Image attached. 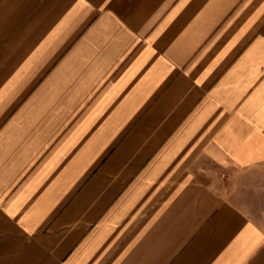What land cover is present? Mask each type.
<instances>
[{
	"label": "crops",
	"instance_id": "crops-1",
	"mask_svg": "<svg viewBox=\"0 0 264 264\" xmlns=\"http://www.w3.org/2000/svg\"><path fill=\"white\" fill-rule=\"evenodd\" d=\"M0 264H264V0H0Z\"/></svg>",
	"mask_w": 264,
	"mask_h": 264
}]
</instances>
